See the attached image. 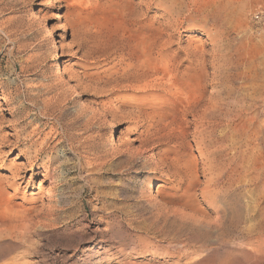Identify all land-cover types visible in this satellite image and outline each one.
<instances>
[{
    "label": "rangeland",
    "instance_id": "1",
    "mask_svg": "<svg viewBox=\"0 0 264 264\" xmlns=\"http://www.w3.org/2000/svg\"><path fill=\"white\" fill-rule=\"evenodd\" d=\"M0 264H264V0H0Z\"/></svg>",
    "mask_w": 264,
    "mask_h": 264
},
{
    "label": "bare ground",
    "instance_id": "2",
    "mask_svg": "<svg viewBox=\"0 0 264 264\" xmlns=\"http://www.w3.org/2000/svg\"><path fill=\"white\" fill-rule=\"evenodd\" d=\"M57 18H59V16H57ZM62 25L63 24H61V27H62ZM150 44V43H149ZM147 45V44H146ZM145 47H147V46H145ZM155 47V46H154ZM151 49V48H150ZM150 49H148V50H150ZM56 65H58V64H56ZM155 68H157V67H155ZM154 69V68H153ZM156 70H159V69H156ZM153 73H155V72H153ZM157 73V72H156ZM222 123V122H221ZM230 129V128H229ZM229 131V130H228ZM112 135H114V133L112 132V134H111V136ZM238 143V142H237ZM233 144V143H232ZM235 145V144H234ZM221 148V147H220ZM208 161V160H207ZM235 162V161H234ZM203 164V163H202ZM241 169V168H240ZM219 214V213H218ZM182 215V214H181ZM204 217V216H203ZM215 218V217H214ZM223 220V219H222ZM209 221V220H208ZM221 222V221H220ZM219 224V223H218ZM199 229V228H198Z\"/></svg>",
    "mask_w": 264,
    "mask_h": 264
}]
</instances>
